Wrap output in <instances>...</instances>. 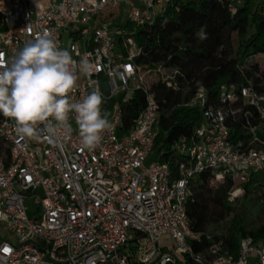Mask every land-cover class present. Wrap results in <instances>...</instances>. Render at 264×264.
<instances>
[{"label": "built area", "instance_id": "obj_1", "mask_svg": "<svg viewBox=\"0 0 264 264\" xmlns=\"http://www.w3.org/2000/svg\"><path fill=\"white\" fill-rule=\"evenodd\" d=\"M225 1L236 15L242 0ZM168 2L0 0L3 58L46 33L77 61V74L87 55L95 71L70 97L80 100L98 87L102 115L111 124L99 146L88 150L74 112L69 127L42 132L38 140L22 138L15 121L1 113L8 154L0 160V264H264V246L250 237L240 240L236 257L221 240L194 251L202 237L190 229L186 209L202 174H210V182L228 178L230 200L243 193L251 173L264 175V92L222 88L213 107L197 89L182 106L198 107L202 122L173 145L174 170L151 160L160 110L148 80L157 75L176 89L177 72L141 69L134 32L152 25ZM136 91L144 107L122 130L123 106ZM164 236L173 240L172 249L161 245Z\"/></svg>", "mask_w": 264, "mask_h": 264}, {"label": "trees", "instance_id": "obj_2", "mask_svg": "<svg viewBox=\"0 0 264 264\" xmlns=\"http://www.w3.org/2000/svg\"><path fill=\"white\" fill-rule=\"evenodd\" d=\"M134 40L140 49L135 62L141 69L177 72L176 89L167 87L157 75L148 80L160 110L151 160L167 161L172 170L173 145L182 137H188L202 122V111L198 107L182 106L197 89H203L207 105L213 107L220 105L222 88L234 87L237 91L250 86L256 92H264V4L255 6L252 0H242L237 14L232 16L225 0H169L152 25L135 30ZM232 104L235 109L242 103L239 100ZM143 107L142 92L136 91L123 106L122 130L131 128L132 120ZM247 108L245 105L244 109ZM249 119L252 124L256 123V118ZM243 122L241 119L237 125ZM0 148L5 158L8 150L1 139ZM210 180V174L200 175L193 184L186 208L190 229L202 237L199 244H193L194 251L221 240L224 250L236 257L244 237L264 246V219L254 227L245 226L233 214L229 201L232 182L226 178L212 186ZM262 181L264 175L251 173L243 185V194L248 195L249 186L255 184V189L262 190L264 197ZM227 217L230 223L223 234L209 231Z\"/></svg>", "mask_w": 264, "mask_h": 264}, {"label": "clouds", "instance_id": "obj_3", "mask_svg": "<svg viewBox=\"0 0 264 264\" xmlns=\"http://www.w3.org/2000/svg\"><path fill=\"white\" fill-rule=\"evenodd\" d=\"M78 70L89 78L93 75L87 55ZM77 80V61L69 51L50 34L37 35L8 60L0 53V113L15 121L22 138L38 140L42 132L54 134L59 127H69V114L74 112L83 148L94 150L111 124L102 115L104 97L98 87L80 100L71 99Z\"/></svg>", "mask_w": 264, "mask_h": 264}, {"label": "rangeland", "instance_id": "obj_4", "mask_svg": "<svg viewBox=\"0 0 264 264\" xmlns=\"http://www.w3.org/2000/svg\"><path fill=\"white\" fill-rule=\"evenodd\" d=\"M255 6L259 4H264V0H252ZM78 80L79 82L84 76L78 70ZM118 81V80H117ZM4 159V152L2 148H0V160ZM212 186H216L219 184V181L213 180L211 182ZM260 184H264L262 181ZM256 185L251 184L249 186V194L244 195L243 193L237 195L234 198L229 199L232 203L233 214L238 216L241 222L247 227H254L261 219H264V197L261 196L262 190L255 189ZM237 200L234 201V199ZM230 223V218L227 217L219 226L211 227L210 232H214L215 234H223L225 232L227 226ZM11 238L10 236H8ZM161 245L166 247L167 250L172 249L174 246L173 240L169 236H164L161 240Z\"/></svg>", "mask_w": 264, "mask_h": 264}, {"label": "bare ground", "instance_id": "obj_5", "mask_svg": "<svg viewBox=\"0 0 264 264\" xmlns=\"http://www.w3.org/2000/svg\"><path fill=\"white\" fill-rule=\"evenodd\" d=\"M237 195H238V193H237Z\"/></svg>", "mask_w": 264, "mask_h": 264}]
</instances>
